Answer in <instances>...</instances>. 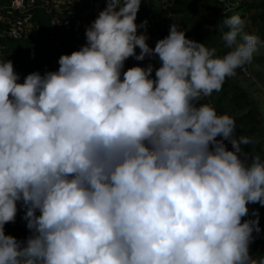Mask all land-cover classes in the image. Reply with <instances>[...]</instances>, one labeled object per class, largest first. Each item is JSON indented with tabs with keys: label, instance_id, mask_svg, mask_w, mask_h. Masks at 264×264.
<instances>
[{
	"label": "clouds",
	"instance_id": "9594fccd",
	"mask_svg": "<svg viewBox=\"0 0 264 264\" xmlns=\"http://www.w3.org/2000/svg\"><path fill=\"white\" fill-rule=\"evenodd\" d=\"M141 2L107 0L56 71L21 82L0 59V264H264L249 249L258 218L242 222L264 206V159L201 103L261 41L232 15L222 56L176 23L152 48ZM130 57L161 66L123 71ZM18 202L26 241L5 232Z\"/></svg>",
	"mask_w": 264,
	"mask_h": 264
},
{
	"label": "trees",
	"instance_id": "16d2710c",
	"mask_svg": "<svg viewBox=\"0 0 264 264\" xmlns=\"http://www.w3.org/2000/svg\"><path fill=\"white\" fill-rule=\"evenodd\" d=\"M92 1L107 4V0ZM11 2L12 0H0V12H7ZM149 3L150 0H142L137 17L140 24L144 22L146 18L151 20L147 25H149L152 34L156 36L157 41L169 34L170 27L174 23L180 24L182 28H186L189 24L185 22V17L188 12H193L195 8L199 11H204V6L199 0H174L173 4L169 6L160 7L155 5L153 9L147 7ZM221 10L223 9L221 8ZM234 11L235 15H239L241 18H244L245 15H250L257 32L264 38V0L240 3ZM31 13L37 18L39 27L45 30V32L41 33L38 37L24 39L11 38L2 35L0 32V59L11 60L13 62L14 69L19 74L21 82L32 72L38 71L43 74L47 71L58 70L59 58L63 54H70L71 46L76 41L74 31L63 25L54 27L57 37H51L47 32L51 25V14L44 6H32ZM220 15L222 19H225L227 12L214 15V19L218 20L219 17L217 16ZM82 18L84 19V31H86L96 19L83 16ZM190 37L192 38L193 36ZM257 60L264 62V54L257 56ZM232 81V77L226 78L222 89L218 91L221 92V94L217 91L215 92L220 95L221 101L225 99L230 101V109L236 111L244 109V106L239 105V97L236 96L237 91L235 89L237 86H232ZM213 107L216 108L215 106ZM252 110L253 108H250L247 114L234 119L236 126L238 124V126L240 125L242 127V129H237L238 134L236 136L245 135L252 140V143L242 145V151L247 153L246 155L249 158V162L251 158L257 154L264 159V136H262V133L258 130L256 117L251 113ZM248 116H253L254 118L248 120ZM227 146L229 149L232 147L230 143H228ZM248 208L249 213L242 218V222L244 220H256L258 218L260 231L253 232V239L249 245V249L251 256L259 261L264 259V206H261L259 203H250ZM25 211L26 209L23 204L18 205L15 222H9L5 225L6 234H11L18 240L23 241H26L29 235H31L26 226V221L23 219Z\"/></svg>",
	"mask_w": 264,
	"mask_h": 264
},
{
	"label": "rangeland",
	"instance_id": "374dc122",
	"mask_svg": "<svg viewBox=\"0 0 264 264\" xmlns=\"http://www.w3.org/2000/svg\"><path fill=\"white\" fill-rule=\"evenodd\" d=\"M249 1L260 0H229V3L224 6L227 9L226 16L230 17L232 15H235L234 10L237 8V6L240 3ZM199 2L204 5V11H199L197 8H195L193 12H188L185 17V22L189 24L186 28L181 27V30L185 31V35L188 38H191L190 36H193L191 39L203 42L209 48L215 47L217 49V54L222 56L231 50L230 48L225 46V43L222 40L223 33L228 30L227 27L222 24L223 19L221 17H219L218 20L214 19V14L222 13L221 8L223 9V6L217 0H199ZM157 4H159V2ZM95 12L93 11V9H90L91 14H94ZM242 19L244 20V31L249 34L258 36L259 40L261 41V43L258 45L257 52L254 53L253 59L250 62V64L252 65V73L254 74L253 78H247L245 75H243V73L240 71V68L236 69V75L232 77V86H237L235 89L237 91L236 96L239 97V105L244 106V109H239L237 111L234 109H230L229 100L225 99L221 101L219 95L221 94V92H218L219 94H216V92L214 91L210 96L213 102V106H215L216 109L221 112V114H228L234 119L247 114L249 112V109L253 108L251 113L255 115L256 124L259 128L258 130L262 133V136H264V62L261 60H257V56L264 54V38L259 32H257V29L255 28L250 15H245V17ZM145 20H147V24L151 22V20H149L148 18H146ZM136 23L140 25L138 17ZM138 33L146 34L148 37L147 42L150 47H155L158 41L150 31L149 25H146V27L138 28ZM152 38H154V40ZM136 52L138 54L140 52V49L137 48ZM149 63L154 65V71L152 73L154 77L155 69L161 66V62L158 57H147L143 61H137L134 57H130L125 61L124 69L127 70L128 68L133 67L137 64L147 66ZM251 118L254 117L248 116V120ZM238 128L242 129V127L240 125L238 126L237 124L236 129Z\"/></svg>",
	"mask_w": 264,
	"mask_h": 264
},
{
	"label": "built area",
	"instance_id": "2783aa9c",
	"mask_svg": "<svg viewBox=\"0 0 264 264\" xmlns=\"http://www.w3.org/2000/svg\"><path fill=\"white\" fill-rule=\"evenodd\" d=\"M174 0H162L165 6L173 4ZM222 6V12L226 13L224 7L229 3V0H217ZM97 7H101V2H94ZM42 5L51 14V25L47 32L51 37L56 38L57 33L55 28L58 25H63L68 29H72L76 35L75 42L71 46V53L80 49L86 44V31H84V19L78 13L75 0H12L7 12H0V32L4 36L11 38H36L45 30L38 25L37 18L31 13L32 6ZM179 29L180 24H176ZM70 53V54H71ZM124 71H126L124 69ZM242 71L248 78H253L254 74L249 63L242 67ZM201 103H206L213 106L211 96L202 98ZM216 109V108H215ZM218 114L221 112L216 109ZM247 154L245 151H243Z\"/></svg>",
	"mask_w": 264,
	"mask_h": 264
},
{
	"label": "crops",
	"instance_id": "0c3cea01",
	"mask_svg": "<svg viewBox=\"0 0 264 264\" xmlns=\"http://www.w3.org/2000/svg\"><path fill=\"white\" fill-rule=\"evenodd\" d=\"M81 1H83V2H81ZM158 2H159V4H157ZM75 4H76L77 10H78V13L81 16H83V17H89V18H97L99 13L101 12V10H103L104 8L107 7V4H103V3L100 5L101 7H97L96 4L93 3L92 0H75ZM155 5H157V6L161 5L160 7H166L165 4H163L162 0H150V3L148 4L147 7L153 9V7ZM90 9H93L94 12L95 11H98V12H95L94 14H91L90 13ZM214 15H217V14H214ZM217 17H221V15L217 16ZM152 39L154 40V38H152ZM156 40H157V38H156ZM249 64H250V62H249ZM250 66H251V69H252V65L251 64H250ZM240 71L243 73L242 67L240 68ZM243 75H245V74L243 73ZM237 132L238 131H236V135H237ZM20 204H22V203L18 202V205H20Z\"/></svg>",
	"mask_w": 264,
	"mask_h": 264
}]
</instances>
